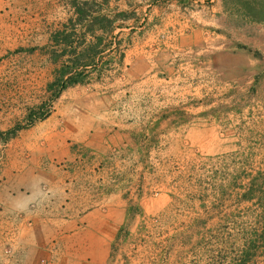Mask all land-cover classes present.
<instances>
[{"label": "crops", "instance_id": "crops-1", "mask_svg": "<svg viewBox=\"0 0 264 264\" xmlns=\"http://www.w3.org/2000/svg\"><path fill=\"white\" fill-rule=\"evenodd\" d=\"M245 4V0H0V10L8 14L0 29L10 30L15 44L24 45L30 34L26 29H32L34 52H65L67 61L77 64L74 69H85L83 81L65 90V130L70 133L67 138L83 141L94 155L82 162L87 165L82 174L70 173L58 156L50 162L32 157L12 170L7 161L0 178L6 176L3 183L12 184L0 194V264H109L112 244L124 243L122 228L138 227L139 209L145 218L163 211L168 198L138 190V174L116 178V165L138 163L131 161L133 156L116 157V151L141 148L135 137L138 127L149 132L156 127L153 123L164 133H201L200 126L189 128L187 123L177 122L176 129L175 117L188 114L179 108L189 104L187 93L200 91L201 99L210 101L208 86L232 84L228 80L233 79H246L248 85L250 70L264 72V20L254 22L245 16ZM96 71L98 76L92 77ZM154 101L161 106L150 105ZM201 107L197 103L192 108L196 116L217 111L211 108L202 114ZM54 129V135L61 134V129ZM197 139L198 144L206 143L205 135ZM66 160L75 163L72 157ZM41 161L42 169L35 168L34 163ZM108 164L112 170L107 171Z\"/></svg>", "mask_w": 264, "mask_h": 264}, {"label": "rangeland", "instance_id": "rangeland-1", "mask_svg": "<svg viewBox=\"0 0 264 264\" xmlns=\"http://www.w3.org/2000/svg\"><path fill=\"white\" fill-rule=\"evenodd\" d=\"M245 1V16L254 22L264 20V0ZM3 16L8 14L0 10V24ZM234 22L239 24L238 19ZM26 31L30 34L24 45H18L9 36L10 30L0 29V176L8 160L12 170L32 157L50 162L54 156L65 159L70 173H87L82 162L93 160L94 155L83 141L67 138L68 86L63 88L71 76L82 82L85 69H74L77 64L68 62L65 52H34L33 30ZM77 70L83 73L75 75ZM250 71L248 85L246 79H233L228 80L232 84L208 86L213 95L210 101L202 100L200 91L187 93L189 104L181 103L179 108L188 114L175 117L176 129L177 122L180 126L187 123L189 128L200 126L201 133H164L153 123L156 127L149 132L138 127L135 137L141 148L117 149L116 157L133 156L131 161L138 163L116 165V178L138 174V190L145 188V193L168 201L162 212L148 218L138 210V227L122 228L124 243L112 244L109 264L132 260L137 264H264V72ZM160 102L150 105L160 107ZM197 103L202 114L211 108L217 111L196 116L192 108ZM139 123L143 124L142 117ZM55 127L61 129L60 137L54 135ZM204 135L206 143L198 144L197 138ZM71 157L73 164L66 160ZM42 163L35 162L34 167L42 169ZM108 174L112 176V171ZM6 179L0 178V194L12 184V180L3 183Z\"/></svg>", "mask_w": 264, "mask_h": 264}, {"label": "trees", "instance_id": "trees-1", "mask_svg": "<svg viewBox=\"0 0 264 264\" xmlns=\"http://www.w3.org/2000/svg\"><path fill=\"white\" fill-rule=\"evenodd\" d=\"M65 71H66V69H65ZM63 74H64V72H62ZM76 75H80V72L79 73H77ZM74 77V76H73ZM72 76L69 78V79H66L65 81H64V84H63V88H65V87H67V86H69V85H71V84H74L76 81H78L80 78H73ZM53 84H51V86H52Z\"/></svg>", "mask_w": 264, "mask_h": 264}]
</instances>
